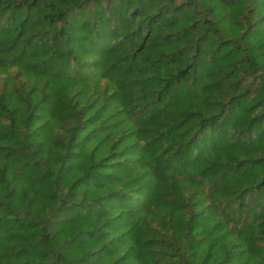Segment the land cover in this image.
Listing matches in <instances>:
<instances>
[{
  "label": "trees",
  "instance_id": "16d2710c",
  "mask_svg": "<svg viewBox=\"0 0 264 264\" xmlns=\"http://www.w3.org/2000/svg\"><path fill=\"white\" fill-rule=\"evenodd\" d=\"M0 264H264V0H0Z\"/></svg>",
  "mask_w": 264,
  "mask_h": 264
}]
</instances>
